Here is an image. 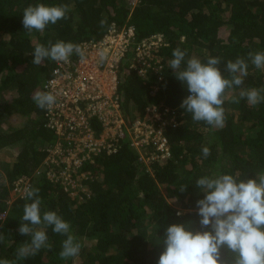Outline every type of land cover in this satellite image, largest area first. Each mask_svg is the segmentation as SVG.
<instances>
[{
    "label": "trees",
    "instance_id": "1",
    "mask_svg": "<svg viewBox=\"0 0 264 264\" xmlns=\"http://www.w3.org/2000/svg\"><path fill=\"white\" fill-rule=\"evenodd\" d=\"M37 3L69 5L68 19L29 33L22 24L23 11ZM102 19L107 21L104 28ZM127 20L135 25L138 40L162 33L168 46L161 50L162 82L156 75L144 79L127 61L123 63L119 85L123 114L131 124L152 105L174 111L179 124L165 130L171 159L149 171L125 142L116 154L99 155L80 169L93 178L82 183L89 194L79 190L72 197L44 174L36 175L57 138L33 94L43 90L57 62L33 65L32 52L37 44L48 46L49 41L79 45L99 41L113 23L122 26ZM176 48L187 51L186 59L195 55L205 63L209 57H219L222 74L230 78L224 72L227 61L264 52V0H140L134 10L127 0H0V151L20 146L14 163L0 167L5 174L0 173V216L5 214L0 217V234L5 236L0 259L15 264H158L167 227L183 224L193 232L209 230L201 227L197 215L196 202L204 198L196 187L199 178L221 173L255 179L256 173L264 172V102L249 105L239 99L241 88L234 87L223 105V128L194 122L179 107L190 93L169 66ZM154 85L159 90L151 95ZM242 87H264V70L249 61ZM204 146L211 152L207 158L202 154ZM23 176L31 178V187L39 188L42 212L56 211L70 223L81 244L77 257L60 258L66 237L49 227L50 248L25 260L16 258V249L30 239L18 228L25 203L32 201L11 196L14 182ZM85 241L92 242L90 247L84 246ZM221 258L230 264L234 257L225 248Z\"/></svg>",
    "mask_w": 264,
    "mask_h": 264
},
{
    "label": "clouds",
    "instance_id": "2",
    "mask_svg": "<svg viewBox=\"0 0 264 264\" xmlns=\"http://www.w3.org/2000/svg\"><path fill=\"white\" fill-rule=\"evenodd\" d=\"M69 11L67 4L29 5L23 11L22 24L29 33L33 30L43 32L49 24L68 19ZM99 23L101 28L107 25L104 19ZM73 54L83 60L82 46L63 40L54 44L49 41L48 46H35L32 63L36 66L45 60L69 63ZM172 56L169 66L190 93L179 107L190 113L194 122L223 128L226 121L223 105L227 93L234 87L241 88L239 99H246L249 105L264 102V87H242L244 77L248 75L249 61L256 69L264 70V52H249L247 58L227 61L224 72L230 78L222 74L219 57H209L206 63L195 55L186 59L187 51L180 48L174 49ZM239 99L233 102L238 103ZM33 100L42 110H50L57 102L56 96L49 91H36ZM202 154L204 158L210 156L209 147H202ZM196 187L204 193V198L196 202L199 223L209 230L193 232L183 224L167 227L158 264H226L221 258V250L225 248L234 257L230 264H264V172L256 173L255 179H241L239 174L214 173L199 178ZM23 191L25 198L32 202L24 205L18 232L30 239L16 249V258L25 260L38 255L42 248H50L46 231L49 227L54 233L66 237L62 241L60 258L77 257L81 244L72 234L70 223L56 211L42 212L39 188L27 186ZM4 240L5 236L0 234V243ZM0 264H15V261L3 258Z\"/></svg>",
    "mask_w": 264,
    "mask_h": 264
},
{
    "label": "built area",
    "instance_id": "3",
    "mask_svg": "<svg viewBox=\"0 0 264 264\" xmlns=\"http://www.w3.org/2000/svg\"><path fill=\"white\" fill-rule=\"evenodd\" d=\"M127 1L132 10L140 3ZM80 45L83 60L73 54L69 63L57 62L44 84L42 91L56 96L55 106L44 111L47 126L57 139L36 171V175L44 174L52 185L72 197L79 190L87 191L82 183L93 179L89 172L79 173L80 169L93 164L99 155L116 154L125 142L149 171L156 164L167 163L171 147L165 130L179 124L176 113L163 105L147 107L143 118L128 124L119 92L125 61L138 76L145 79L156 75L158 82L163 81L161 50L168 46L164 34L138 40L135 25L127 20L122 26L113 23L101 40ZM158 90L159 86L154 85L151 95ZM27 186L31 187V178L20 177L14 182L12 195L25 197L23 190ZM1 215L5 218V214Z\"/></svg>",
    "mask_w": 264,
    "mask_h": 264
},
{
    "label": "rangeland",
    "instance_id": "4",
    "mask_svg": "<svg viewBox=\"0 0 264 264\" xmlns=\"http://www.w3.org/2000/svg\"><path fill=\"white\" fill-rule=\"evenodd\" d=\"M19 151H20L19 145H16V146H13L12 148H8V149H4V150L0 151V167L2 165L9 164V166H10L11 164H13L15 159H16V155ZM0 173H1V175H5L4 171L1 168H0ZM3 181L6 182L5 178L3 179ZM11 196L14 198L12 193H11ZM0 217L2 219L4 218V217H2V215ZM81 242H84V241H81ZM91 243L92 242L85 241L84 246L90 247ZM76 262H78V259L76 260Z\"/></svg>",
    "mask_w": 264,
    "mask_h": 264
}]
</instances>
